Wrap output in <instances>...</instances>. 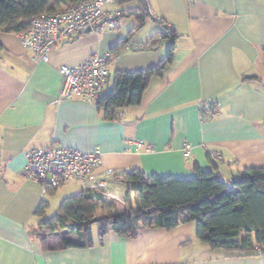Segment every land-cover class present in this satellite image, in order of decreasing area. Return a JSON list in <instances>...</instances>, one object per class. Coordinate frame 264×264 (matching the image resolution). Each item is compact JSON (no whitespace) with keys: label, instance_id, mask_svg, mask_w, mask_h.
I'll return each instance as SVG.
<instances>
[{"label":"crops","instance_id":"obj_1","mask_svg":"<svg viewBox=\"0 0 264 264\" xmlns=\"http://www.w3.org/2000/svg\"><path fill=\"white\" fill-rule=\"evenodd\" d=\"M127 3V8L116 1L107 7L138 5ZM147 3L150 12L143 23L128 15L114 31L62 40L50 51L48 62H36L18 34L0 31V264H264V254L237 256L199 242L192 222L171 230L145 228L137 237L110 232L101 238L95 227L91 247H64L61 240L67 233L62 231L47 236L52 248L35 235L45 220L36 213L41 200L50 206L47 194L61 186L66 197L83 190L71 179L43 194L41 183L24 171L29 152L36 148L99 150L101 177L106 169L123 173L134 166L148 176L192 177L197 164L203 170L217 168L233 182L245 167H264V0ZM149 21L160 29L153 24L147 35L137 37ZM169 31L175 35L173 61L162 76L149 79L141 103L119 109L115 119H108L97 104L58 100L61 66L112 50L127 37L140 45L152 40L139 50L120 48L106 91L116 71L158 65L173 39L154 36ZM207 100L219 112L202 117ZM137 140H143L144 147L138 148ZM186 144L191 145L188 155ZM70 181L80 188L66 186ZM129 189L119 179L111 180L113 192L106 195L122 210ZM131 197L135 203L134 191Z\"/></svg>","mask_w":264,"mask_h":264},{"label":"trees","instance_id":"obj_2","mask_svg":"<svg viewBox=\"0 0 264 264\" xmlns=\"http://www.w3.org/2000/svg\"><path fill=\"white\" fill-rule=\"evenodd\" d=\"M76 1L0 0V31L19 34L31 27L34 16L63 9ZM115 1H136L137 7L121 11L124 16L134 15L139 24L149 13L147 0ZM154 37H172L167 54L158 65L116 71L112 87L96 103L106 118L115 119L119 109L141 103L149 79L162 76L172 63L174 33H157ZM129 42V37L124 38L111 51L119 55L120 48ZM151 44L152 40L141 46ZM3 50L0 42V53ZM209 158L212 160L210 154ZM195 171L196 175L192 177L148 176L140 167L134 166L121 173L119 178L120 182L130 185L124 209L119 210L106 192L81 190L62 199L58 211L39 224L35 235L50 248L47 236L58 231L67 233L61 240L64 247H91L95 244V227L101 238L110 232L137 237L145 228L171 230L194 221L197 238L211 248L248 256L259 255L255 247L260 246L264 254V167H245L230 183L217 168L203 170L196 164ZM131 191L135 192V203ZM48 208L49 202L42 199L36 213L43 216ZM99 208L103 211L101 214L97 213Z\"/></svg>","mask_w":264,"mask_h":264},{"label":"built area","instance_id":"obj_3","mask_svg":"<svg viewBox=\"0 0 264 264\" xmlns=\"http://www.w3.org/2000/svg\"><path fill=\"white\" fill-rule=\"evenodd\" d=\"M113 3L115 0H77L63 9L43 12L33 17L31 27L19 33V38L36 62H48L50 51L62 40L73 39L87 30L101 33L114 31L123 25L125 16L121 9L107 7ZM147 11L150 12L149 5ZM124 47L129 50L142 48L140 44L131 42ZM117 56L108 50L93 54L79 64L61 66L62 86L58 100L76 98L96 104L105 92L111 64ZM218 112L219 107L211 100L202 103V117ZM135 143L138 148L145 145L143 140ZM148 147L152 149V146ZM184 149L188 155L191 145L186 144ZM101 162L99 150L83 151L51 145L31 150L24 171L28 178L41 183L43 194L71 179H76L83 190L107 192L111 180L121 178V173L109 168L102 177L99 176ZM255 249L259 255L263 253L260 246Z\"/></svg>","mask_w":264,"mask_h":264},{"label":"rangeland","instance_id":"obj_4","mask_svg":"<svg viewBox=\"0 0 264 264\" xmlns=\"http://www.w3.org/2000/svg\"><path fill=\"white\" fill-rule=\"evenodd\" d=\"M131 4H129V3H126V4H121V5H118L117 4V6H119V7H123V8H127L128 6H130ZM130 21V20H129ZM131 22V21H130ZM153 24L155 25V23L154 22H152V21H149V23H148V25L146 26V27H144L141 31H139L138 33H137V37L138 36H140V35H147L148 33H149V30H151V26H153ZM157 28H159L160 29V26H157V25H155ZM113 77H111V83H112V81H113V79H112ZM110 84V83H109ZM108 84V85H109ZM110 86H111V84H110ZM66 186H72L73 188H75V189H79L80 187H79V184L78 183H76L75 181H70V182H68L67 183V185ZM66 187H60L59 188V190H57L55 193H50V194H47L46 196H45V198L46 199H49V201H50V206H49V208L47 209V212L45 213V215L42 217V219H49V218H51L57 211H58V209H59V206H60V203H61V201H62V199L64 198V197H66V196H63V192H64V189H65ZM109 191H111V192H113L112 190H109ZM114 192L116 193V194H118V190H117V188H114ZM71 195V194H70ZM119 205V204H118ZM120 206V205H119ZM121 207V206H120ZM103 211H102V209L101 208H99L98 209V211H97V213L98 214H101ZM192 222V224L195 226V222L194 221H191ZM96 231V230H95ZM63 233V232H62ZM62 233H60L59 231L56 233V235H62ZM199 242H201L199 239H197ZM203 244H205V243H203ZM217 250L218 251H221V252H223L224 251V249H222V248H217Z\"/></svg>","mask_w":264,"mask_h":264},{"label":"water","instance_id":"obj_5","mask_svg":"<svg viewBox=\"0 0 264 264\" xmlns=\"http://www.w3.org/2000/svg\"><path fill=\"white\" fill-rule=\"evenodd\" d=\"M91 30H87L86 32H90Z\"/></svg>","mask_w":264,"mask_h":264}]
</instances>
